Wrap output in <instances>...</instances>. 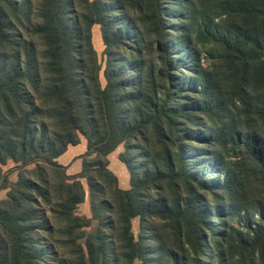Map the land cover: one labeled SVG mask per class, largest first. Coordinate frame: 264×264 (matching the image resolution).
<instances>
[{
	"label": "trees",
	"instance_id": "1",
	"mask_svg": "<svg viewBox=\"0 0 264 264\" xmlns=\"http://www.w3.org/2000/svg\"><path fill=\"white\" fill-rule=\"evenodd\" d=\"M31 10L0 0V264L55 258L39 197L69 234L96 221L77 235L91 264H264V0H38L35 25ZM86 194L90 218L73 214Z\"/></svg>",
	"mask_w": 264,
	"mask_h": 264
},
{
	"label": "rangeland",
	"instance_id": "2",
	"mask_svg": "<svg viewBox=\"0 0 264 264\" xmlns=\"http://www.w3.org/2000/svg\"><path fill=\"white\" fill-rule=\"evenodd\" d=\"M31 1V18H32V25H35L38 21V15H37V6H38V0H30ZM71 9L74 13L76 11V5L74 3H71ZM172 23V22H171ZM168 31H173L174 27L171 25L167 26ZM22 33H24L22 31ZM35 41L38 46V52H41L43 45L41 41L36 38ZM91 42L92 47L95 50L97 60L100 64L103 65V49L104 44L102 41L101 33L99 30L98 25H93L91 28ZM40 55V54H39ZM200 62L202 65H206L210 62V59L208 57H205L204 54L201 55ZM182 72H184L181 69ZM43 75V74H42ZM43 81V79H42ZM101 81L103 82V78L101 77ZM76 148H73V150H69L67 154H65L60 160L57 159L58 163L62 164L66 168L67 174H73L79 171L80 169V163L81 159H78V155L81 154L85 149V143L84 141L78 145L75 146ZM122 150V145H119L112 153L109 154V165L108 168L118 177V182L120 187H128V179L129 174L126 170L124 164L118 160L117 153ZM68 161V162H67ZM80 161V162H79ZM66 164H63V163ZM11 163L7 164L6 166H3V169H7L10 167ZM29 166V168H31ZM50 171H48L49 173ZM50 176H52L51 173H49ZM10 181H15L17 179V172H11L9 174ZM203 192H201L202 194ZM5 191L0 192V197H4ZM212 194L209 192V194H202V199H211ZM220 197V193H217L216 198ZM54 198V197H53ZM55 200V199H53ZM52 200V201H53ZM39 208L41 209V212L43 214L44 219L47 221L49 227L51 229L45 230L42 232V240L43 243H46L47 245H51L55 255V258H53L52 255L46 254L43 256V259L39 260V264H56V258L61 261V264H91L90 257L87 253L86 246L84 243V237L77 236L79 234L80 230H86L87 232L93 231L95 228L96 221H92V224L90 226L82 227V228H76L75 234L71 233L69 234L68 231H66V222L65 220H62L59 218V215L56 214L53 210H51L50 206L48 205L41 197L38 198ZM220 204V203H218ZM74 215H78L80 217H91V210L89 206V198L86 194L85 199L82 203L78 204L76 209L73 211ZM213 215V214H211ZM235 225V221H233ZM219 222L211 218V225L214 229H217L219 227ZM132 230L134 234H137L138 232V220L133 219L132 220ZM40 233V231H39ZM106 233L107 229H106ZM135 264H140L138 261L135 262Z\"/></svg>",
	"mask_w": 264,
	"mask_h": 264
},
{
	"label": "crops",
	"instance_id": "3",
	"mask_svg": "<svg viewBox=\"0 0 264 264\" xmlns=\"http://www.w3.org/2000/svg\"><path fill=\"white\" fill-rule=\"evenodd\" d=\"M84 141V143H85V140L84 139H82L81 138V141H80V143L78 144V145H80L82 142ZM78 145H76V146H78ZM73 148H76L75 146H68V148H67V150L63 153V154H61L58 158H59V160L65 155V154H67V152L69 151V150H73ZM85 150V149H84ZM119 153V152H118ZM117 153V154H118ZM79 159V158H78ZM68 162V161H67ZM66 162V163H67ZM80 162V161H79ZM63 163V162H62ZM66 163H63V164H66ZM80 166H81V163H80ZM80 168V167H79ZM78 170H80V169H78ZM119 180V179H118ZM128 181H129V179H128ZM119 183V182H118ZM129 184V183H128ZM120 186V185H119ZM121 188H124V189H126V187H121Z\"/></svg>",
	"mask_w": 264,
	"mask_h": 264
}]
</instances>
